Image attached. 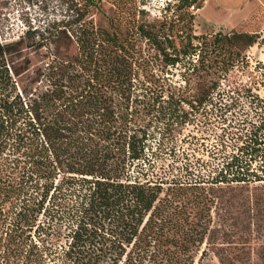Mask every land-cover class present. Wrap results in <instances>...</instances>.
<instances>
[{
  "label": "trees",
  "instance_id": "1",
  "mask_svg": "<svg viewBox=\"0 0 264 264\" xmlns=\"http://www.w3.org/2000/svg\"><path fill=\"white\" fill-rule=\"evenodd\" d=\"M125 1L108 29L90 17L95 0H79L65 24L0 41V264H203L210 251L233 264L200 246L223 187L264 183V111L246 131L247 120L233 126L232 149L206 176H165L159 161L185 116L178 104L211 100L243 59L238 45L257 36L176 42L172 22L137 21L143 10ZM142 40L193 94L164 96L171 83L149 68Z\"/></svg>",
  "mask_w": 264,
  "mask_h": 264
},
{
  "label": "rangeland",
  "instance_id": "2",
  "mask_svg": "<svg viewBox=\"0 0 264 264\" xmlns=\"http://www.w3.org/2000/svg\"><path fill=\"white\" fill-rule=\"evenodd\" d=\"M132 1L137 9L143 10L142 14L135 16V20L156 25L162 20L172 22L175 28L167 31L165 36L174 38L176 42L187 34H206L210 38L213 34L236 31L257 36L252 46L238 45L242 48L243 59L221 79L220 87L211 100L201 105L182 101L177 106L178 113L185 114L181 118L184 121L174 123L171 134L165 139V155L159 164L165 176L173 174L182 180L193 179L194 175L199 174L206 176L214 168L222 166L224 156L232 149L233 141L228 133H237L233 126L247 120L246 131L252 122L257 121L256 115L264 111V0H215L219 9H210L215 13L212 17L218 25L207 23L199 16L198 9L204 0H196L191 6L178 0ZM78 2L0 0V41L15 40L28 28L42 31L65 24L74 18L75 8L80 4ZM129 5L125 0H95L94 7H90V17L95 25L108 29L109 20L121 8L127 9ZM249 6L252 7L251 11L236 25H224L230 21L227 20L229 12L235 11V16L238 9L242 7L248 10ZM138 47L149 61V68L152 67L154 73L171 83L170 88L163 89L164 96L170 92L185 96L193 94L192 84L185 87L184 78H188L185 72L160 65L155 50L144 40ZM28 55L31 64L36 65L39 57L34 53ZM164 107L163 110L167 111L166 104ZM158 139L157 135L150 139L152 148L156 147ZM257 163L261 164L256 160L250 165H259ZM219 201L221 203L217 208H212L210 214L213 231L201 244V250L222 248L227 263L264 264V183L237 189L223 187ZM216 211L218 215H215ZM202 263L217 264V258L210 251Z\"/></svg>",
  "mask_w": 264,
  "mask_h": 264
},
{
  "label": "crops",
  "instance_id": "3",
  "mask_svg": "<svg viewBox=\"0 0 264 264\" xmlns=\"http://www.w3.org/2000/svg\"><path fill=\"white\" fill-rule=\"evenodd\" d=\"M212 10H218L219 9V6L218 4L215 2V0H204L202 5L199 7L198 9V14L199 16L207 23H210V24H215V25H218L217 23H215V18L212 17L215 13H212L211 9ZM210 9V10H209ZM241 9V10H240ZM238 9L240 11H238L237 14H233V12L235 11H232V12H229L228 13V17H227V20H230V21H227L224 25L225 26H234L236 25L240 20H242L252 9L251 6L248 7V10L246 9H242V7ZM241 11H245V13H242ZM211 12V13H209Z\"/></svg>",
  "mask_w": 264,
  "mask_h": 264
}]
</instances>
